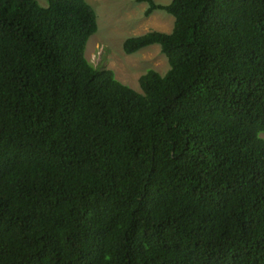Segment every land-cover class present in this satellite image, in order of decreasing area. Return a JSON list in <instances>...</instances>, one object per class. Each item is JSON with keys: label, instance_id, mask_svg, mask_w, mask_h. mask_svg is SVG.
<instances>
[{"label": "trees", "instance_id": "obj_1", "mask_svg": "<svg viewBox=\"0 0 264 264\" xmlns=\"http://www.w3.org/2000/svg\"><path fill=\"white\" fill-rule=\"evenodd\" d=\"M138 1L141 92L83 0H0V264H264V0Z\"/></svg>", "mask_w": 264, "mask_h": 264}, {"label": "rangeland", "instance_id": "obj_2", "mask_svg": "<svg viewBox=\"0 0 264 264\" xmlns=\"http://www.w3.org/2000/svg\"><path fill=\"white\" fill-rule=\"evenodd\" d=\"M38 3L46 7L47 0ZM97 15L98 30L89 39L87 57L97 69H112L117 79L141 92L139 78L149 69L165 74L169 63L160 45H152L128 55L123 50L126 39L150 31L169 33L175 18L161 10L146 15L149 4L138 0H83ZM169 4L172 0H154ZM88 50V51H87ZM95 53L93 56L91 53ZM85 53V55H86ZM264 138V134L261 135Z\"/></svg>", "mask_w": 264, "mask_h": 264}, {"label": "clouds", "instance_id": "obj_3", "mask_svg": "<svg viewBox=\"0 0 264 264\" xmlns=\"http://www.w3.org/2000/svg\"><path fill=\"white\" fill-rule=\"evenodd\" d=\"M94 11H95V10H94ZM95 13H96V12H95ZM174 22H175V21H174ZM97 25H98V23H97ZM172 30H173V29H172ZM160 32H161V31H160ZM169 33H170V32H169ZM144 34H145V33H144ZM142 35H143V34H142ZM92 36H93V35H92ZM92 36H91V37H92ZM138 36H139V35H138ZM91 37H90V38H91ZM90 38H89V39H90ZM88 42H89V40H88ZM88 42H87V44H88ZM86 49H87V45H86ZM86 49H85V53H86ZM123 50H124V48H123ZM87 51H88V50H87ZM124 52H125V51H124ZM125 53H126V52H125ZM91 54H92V56H93L95 53L93 52V53H91ZM128 55H129V54H128ZM131 55H132V54H131ZM85 58H86V60H87L92 66H93V68L97 69V68H96V67L90 62V60L88 59V57H87V53H86V55H85ZM97 70H112V69H97ZM112 71H113V70H112ZM113 72H114V71H113ZM114 73H115V72H114ZM146 73H147V72H146ZM146 73H145V74H146ZM166 73H167V72H166ZM166 73H165V74H166ZM165 74H163V75H165ZM115 75H116V73H115ZM143 75H144V74H143ZM143 75H141V76H143ZM161 75H162V74H161ZM141 76H140V77H141ZM116 77H117V75H116ZM139 79H140V78H139ZM121 83H122V82H121ZM139 87H140V85H139ZM140 90H141V89H140ZM262 134H264V132H263V133H260V137H261V138H262V136H261ZM262 139L264 140V138H262Z\"/></svg>", "mask_w": 264, "mask_h": 264}]
</instances>
